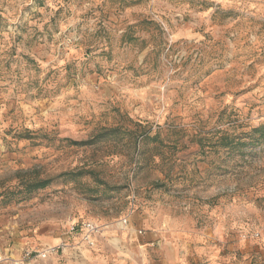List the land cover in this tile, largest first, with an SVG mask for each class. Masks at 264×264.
<instances>
[{
  "label": "rangeland",
  "instance_id": "obj_1",
  "mask_svg": "<svg viewBox=\"0 0 264 264\" xmlns=\"http://www.w3.org/2000/svg\"><path fill=\"white\" fill-rule=\"evenodd\" d=\"M83 220L264 264V0H0V264Z\"/></svg>",
  "mask_w": 264,
  "mask_h": 264
},
{
  "label": "crops",
  "instance_id": "obj_2",
  "mask_svg": "<svg viewBox=\"0 0 264 264\" xmlns=\"http://www.w3.org/2000/svg\"><path fill=\"white\" fill-rule=\"evenodd\" d=\"M77 241V238L67 236L53 238L48 244H65L57 253L62 258V264H146L145 247L150 244L149 238L140 240L134 235L122 234L99 237L96 248L78 245Z\"/></svg>",
  "mask_w": 264,
  "mask_h": 264
},
{
  "label": "built area",
  "instance_id": "obj_3",
  "mask_svg": "<svg viewBox=\"0 0 264 264\" xmlns=\"http://www.w3.org/2000/svg\"><path fill=\"white\" fill-rule=\"evenodd\" d=\"M122 226L128 225V219L124 218L121 221ZM106 228V226L99 225L93 221L83 220L78 221L76 223H73L70 225L68 232L72 235H76L80 238V243H83L87 247L94 248L98 244L99 236L101 235L102 231ZM142 233V231H139ZM264 233V225L262 226L261 231L256 232V236L259 237L261 234ZM65 247L64 243H61L56 246H49L41 251H37L34 255V257H41V258H47L48 256L58 253L59 250H62ZM33 254V252H29L27 256H30ZM15 264H24V262H16Z\"/></svg>",
  "mask_w": 264,
  "mask_h": 264
}]
</instances>
